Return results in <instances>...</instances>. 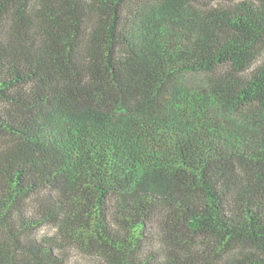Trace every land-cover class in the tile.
Instances as JSON below:
<instances>
[{
  "label": "trees",
  "instance_id": "obj_1",
  "mask_svg": "<svg viewBox=\"0 0 264 264\" xmlns=\"http://www.w3.org/2000/svg\"><path fill=\"white\" fill-rule=\"evenodd\" d=\"M203 1L0 0V264H264V0Z\"/></svg>",
  "mask_w": 264,
  "mask_h": 264
},
{
  "label": "rangeland",
  "instance_id": "obj_2",
  "mask_svg": "<svg viewBox=\"0 0 264 264\" xmlns=\"http://www.w3.org/2000/svg\"><path fill=\"white\" fill-rule=\"evenodd\" d=\"M230 1L237 2L240 0H204L202 3L203 5L208 7V6H215L220 2L228 3ZM54 234H55V230L51 225H44L36 232V236L39 239L47 238L48 236H52ZM67 253L71 264H97V259L94 256L83 254L79 250L74 249L72 247L69 248V250H67Z\"/></svg>",
  "mask_w": 264,
  "mask_h": 264
}]
</instances>
